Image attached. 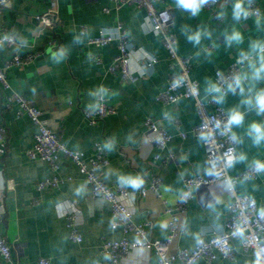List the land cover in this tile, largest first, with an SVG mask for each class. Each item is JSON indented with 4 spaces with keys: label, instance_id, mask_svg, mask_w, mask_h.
Masks as SVG:
<instances>
[{
    "label": "crops",
    "instance_id": "0c3cea01",
    "mask_svg": "<svg viewBox=\"0 0 264 264\" xmlns=\"http://www.w3.org/2000/svg\"><path fill=\"white\" fill-rule=\"evenodd\" d=\"M236 0H219L217 12L203 7L196 16L182 10L177 0H156V6L169 7L174 14L172 31L177 36V51L191 56L190 75L199 81L200 96L207 102L217 97L207 91L216 84L215 72L225 70L239 59L241 51L248 52L253 42L264 41V0H257L261 17L233 16ZM57 5L58 22L54 30L42 27L37 16ZM244 7L246 8L245 2ZM147 11L132 4L118 7L111 0H11L0 15V33L15 35L14 45L0 48V64L15 54L26 55L41 51V55L23 66L6 69L12 88L25 94L42 109L48 127L72 149L84 150L88 158L94 154L95 143L100 142L107 151L109 164L102 177L112 188L125 187L131 195L128 204L134 210L135 221L151 220L148 236L164 239L168 236L166 205H174L185 188L187 177L202 174L210 176L203 139L192 132L200 122L193 98H182L165 104L157 94L168 85L170 74L178 72L177 65L168 55L162 37L153 31L146 20ZM259 18V23L257 19ZM123 23L133 48L131 66L144 74L133 82L120 73L110 72L109 66L119 52L118 40L104 47L88 41L99 35L118 36L117 25ZM201 33L197 44L188 37ZM239 31L242 41L231 44L228 37ZM55 38V43L51 39ZM79 41V42H77ZM62 58L53 59L49 49ZM150 56L157 61L144 69L142 64ZM97 58H100L98 61ZM248 69V65L244 70ZM245 83L244 96L240 88L228 92L220 103L228 112L236 109L244 113L243 122L233 125L238 139L237 159L230 167L235 175L253 162L264 163V141L253 143L249 126L253 122L264 124V113L242 103L252 93ZM264 88V81L255 83V89ZM104 90V94L100 93ZM9 93L0 84V125L7 129L5 141H0V234L11 244L14 263L0 254V264H37L40 257H48L52 264H159L153 249L134 248L127 257L114 263L104 248L108 239L125 236L122 227L112 228L113 214L108 203L87 201L88 186L78 167L69 159H60L55 170L41 159H32L28 150L34 145L37 126L26 114H19L17 104L8 106ZM102 96L116 108L104 121L90 125L84 119L83 107L97 104ZM209 111L213 105L207 104ZM151 117L172 133L165 149L157 148L146 133L145 120ZM187 136L182 137L181 133ZM111 143V147L106 145ZM159 154L160 157L156 158ZM175 158L168 160L169 155ZM243 157V158H242ZM60 176L59 187L38 189L46 177ZM139 176L143 184L139 189L119 183L120 176ZM163 179L161 197L153 192L142 196L140 191L152 176ZM70 177V179H68ZM239 194L257 199L264 211V170L256 179L241 180L236 185ZM193 198L182 215L186 232L171 243V251L193 247L200 237L209 238L224 230L228 206L232 196L223 185H202L193 189ZM67 205L78 211V231L81 242L70 238L69 219L63 215ZM130 240L133 234H128ZM235 259L221 257L213 262L202 259L196 264H256L257 257L243 247V238L232 241Z\"/></svg>",
    "mask_w": 264,
    "mask_h": 264
},
{
    "label": "built area",
    "instance_id": "2783aa9c",
    "mask_svg": "<svg viewBox=\"0 0 264 264\" xmlns=\"http://www.w3.org/2000/svg\"><path fill=\"white\" fill-rule=\"evenodd\" d=\"M118 7L124 4H132L144 8L147 11L146 20L150 23L153 31L159 33L162 37L164 47L168 55L173 60V65H177L178 72L170 74L168 85L157 94V100L165 104L176 103L182 98H193L196 103V109L200 117V122L196 124L192 132L198 136L202 133L211 132L209 139H203L206 153V161L209 170H212L210 176L197 174L185 179V188L174 205H166L168 213V236L164 239H151L148 236V228L151 226V220L135 221L134 210L128 204V198L131 192L125 187L112 188L102 177V171L109 164L107 151L102 143H95V151L91 158L87 157L84 150L72 149L63 143L56 132L48 127V121L43 116V111L32 99L25 94L14 90L9 82L6 69L10 66L27 65L42 53L36 51L26 55L15 54L7 59L5 65L0 64V84L9 91L7 94V105L17 104L19 114H26L37 126L34 145L28 150V156L32 159H41L48 162L53 169L60 168V159L62 157L71 160L79 169L88 186L87 201L89 204L106 202L110 205L113 221L112 228H123L125 236L119 239H108L104 242V248L110 261L117 263L128 256L134 248L144 247L153 249L158 256L159 264H196L202 259L213 262L217 258L233 260L235 259V250L232 241L239 237L243 238V247L251 251L256 257L259 254L260 264H264V211L260 210L258 201L255 197L247 194H239L236 185L241 180L256 179L263 170L256 166V162L241 170L235 175L230 174V167L237 159L238 139L234 133L233 125L230 129H225L229 117L226 109L218 103L216 97H211L207 102L200 96L199 81L191 77L192 68L191 56L181 55L177 51V36L172 31L174 23V14L169 7L158 8L156 0H111ZM11 0H0V15L6 5ZM249 16L261 17L262 9L257 0H244ZM219 0H208L203 6L211 9L213 13L217 12ZM42 27L54 30L57 25V5L53 6L45 13L37 16ZM118 36L99 35L89 39V43L96 47H104L114 40H118L119 52L114 57L109 66L110 72L120 73L121 76L130 81H137L144 74L143 69L136 73L131 66L133 57V48L129 42L128 35L125 32L123 23L117 25ZM56 39L52 38L51 43ZM17 39L10 33H0V48L6 44L14 45ZM100 61V58H97ZM142 64L144 69L149 68L157 61V57L150 56ZM246 62L237 64L233 61L225 70L217 69L215 72L216 84L226 90L227 84L232 81L233 76L244 70ZM228 92H226L227 94ZM99 106L90 108L83 107V115L86 122L95 125L104 121L106 117L116 112V108L106 102L104 97L100 96ZM207 104L213 105V110L209 111ZM219 124V127L217 125ZM146 133L149 135L152 143L159 149H165L172 140L173 135L167 129L159 125L153 118L148 117L145 120ZM7 129L0 125V141H5ZM182 137L187 136L186 132L181 133ZM232 156L234 159L229 164L227 158ZM160 155L157 154L156 158ZM171 154L168 160L174 159ZM263 163V162H262ZM70 179V177L68 178ZM64 179L58 175L46 177L41 180L37 188L59 187ZM163 179L154 175L149 183L140 191L142 196L148 192H153L161 197V186ZM223 185L224 189L232 196L228 206L225 227L222 232L213 233L209 238L200 237L193 247H183L177 251H171V243L174 239L180 237L186 232L185 223L182 221V215L187 211L188 205L194 194L193 189L198 186ZM79 211L67 205L63 210V215L69 219L71 227L70 238L81 242L82 235L78 231ZM0 220L2 215L0 214ZM238 230L243 231V235ZM133 234L134 239L130 240L127 235ZM0 254L10 263H14L12 247L8 239L0 234ZM37 264H52L48 257H40ZM91 264H99L93 262Z\"/></svg>",
    "mask_w": 264,
    "mask_h": 264
},
{
    "label": "clouds",
    "instance_id": "9594fccd",
    "mask_svg": "<svg viewBox=\"0 0 264 264\" xmlns=\"http://www.w3.org/2000/svg\"><path fill=\"white\" fill-rule=\"evenodd\" d=\"M208 2V0H177V6L182 10L191 11L193 16H196L200 13L203 6ZM248 10L244 7V0H236L233 7V16L236 19H239L241 16L247 18L249 16ZM257 23H259V18L257 19ZM190 41H194L195 43H199L201 39V33L199 31L188 37ZM233 41L236 43H240L242 41V36L239 31H234L231 36L228 37V42L231 44ZM79 42V41H77ZM66 49L61 48L59 52H53L49 49V52L53 59H59L64 56ZM247 63L248 69L241 70L236 73L232 81L227 84L226 90L222 89L218 84H212L210 88L207 90L209 92H216L219 95L216 97L218 102L223 101V97L226 92H235L236 88H240L241 96H244L245 92V83L249 84L248 92L252 93L245 97L242 103L247 104L255 108L257 113H264V88L259 90L255 89V83L258 81H264V41H255L251 44L250 50L248 52L241 51L240 57L237 60V64ZM100 93L103 95L104 90L100 89ZM98 104H90V108L98 107ZM244 113L239 110L233 109L229 113V117L227 120V124L225 125V129H230L232 125H239L243 122ZM219 127V124L217 125ZM249 134L253 137V143L259 145L262 141H264V124L253 122L249 126ZM211 137V132L202 133L201 139H209ZM107 147H111V143L109 142ZM243 158V157H242ZM234 158L229 156L227 161L229 164L232 163ZM256 166L260 170H264V163L256 162ZM210 174L212 170H209ZM119 183L122 185L129 186L133 189H139L143 184V179L139 176H120ZM240 235H243L242 230H238ZM256 264H260L259 254H257V262Z\"/></svg>",
    "mask_w": 264,
    "mask_h": 264
}]
</instances>
